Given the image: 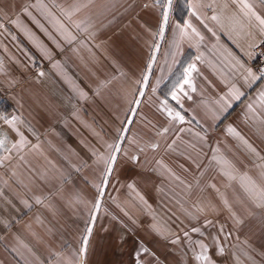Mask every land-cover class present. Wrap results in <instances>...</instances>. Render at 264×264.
I'll return each mask as SVG.
<instances>
[{"label":"crops","instance_id":"1","mask_svg":"<svg viewBox=\"0 0 264 264\" xmlns=\"http://www.w3.org/2000/svg\"><path fill=\"white\" fill-rule=\"evenodd\" d=\"M85 2L0 0V117H17L16 127L28 141L19 152L0 150V155L11 156L0 166V264H65L66 258H76L105 172L101 157L111 154L107 151L110 135L115 133L122 113L133 105L139 85L143 92L139 93V113L128 128L130 134L137 132L142 143L140 158L144 146L153 141L151 145H157L158 151L164 150V158L181 160L177 159L181 153H198L197 145L222 141L207 138L221 133L234 137L226 131L229 125L264 150V136L246 116V106L264 91V79L245 80L246 69L259 77L252 66L253 48L264 35L254 28L242 30L230 24L227 17L239 15L231 0L221 17L223 28L211 17L221 14L224 0H202L212 8L199 7L196 15L187 7L191 0H181L183 6L171 7L166 23L162 8L141 2L140 7L130 9L131 18L121 28L123 33L116 37L113 32L108 40L101 34L100 0L75 12L71 20L64 15ZM253 2L264 15L261 0ZM185 21L203 40L188 29L190 35L180 41L174 62L177 25L183 28ZM76 24H80L79 29ZM68 32L77 37L72 43L68 42ZM118 38L124 40V63L114 57L117 47H110ZM190 64L196 65L191 76L196 91L185 85L188 95L178 92V103L170 93ZM233 84L243 96L221 111L215 102ZM105 95L120 98L119 110L111 115L109 124L100 114ZM168 109L179 112L184 121L171 119ZM135 119H140V124ZM0 138L5 139L6 147L20 139L3 119ZM225 141L232 143L229 138ZM143 170L141 174L146 173ZM36 198L42 202L36 203ZM24 200L31 206L26 207Z\"/></svg>","mask_w":264,"mask_h":264},{"label":"rangeland","instance_id":"2","mask_svg":"<svg viewBox=\"0 0 264 264\" xmlns=\"http://www.w3.org/2000/svg\"><path fill=\"white\" fill-rule=\"evenodd\" d=\"M100 1L101 34L107 35V40L109 35L119 37L123 33L121 28L131 18L130 9L135 10L141 2L154 5V0ZM182 6L181 0L172 4ZM119 39L110 47H117L114 57L124 63L127 58L124 40ZM139 88L140 85L133 96V105L122 113L115 133L110 138L107 134L109 145L119 144L120 152L114 153L117 159L106 184L102 175L100 188L104 194L95 195L89 226L92 232L90 235L86 232L88 244L80 264H202L195 260L192 250L199 253L201 241L208 246L211 264H264V207L249 200L239 185V177L244 173L264 184L259 177L262 169L258 167L264 160L226 133L207 138L221 142L197 145L198 153H181V158H177L181 160L175 162L164 158V150L153 148V141L149 140L140 158L142 143L137 132L130 134L128 128L138 112L139 104L135 101L140 100ZM102 102L100 114L109 124L111 115L119 108L120 98L105 95ZM135 120L140 124V119ZM226 138L232 143L226 142ZM252 145L264 157L263 148ZM107 151L113 153L109 147ZM131 153L138 157V162L129 158ZM219 158L230 162L237 180L224 175ZM141 170L146 173L141 174ZM224 199L228 200V206ZM97 201L99 207L95 208ZM193 228H199L200 232H193ZM176 237L180 238L179 243H172ZM145 248L147 252L142 251Z\"/></svg>","mask_w":264,"mask_h":264},{"label":"snow or ice","instance_id":"3","mask_svg":"<svg viewBox=\"0 0 264 264\" xmlns=\"http://www.w3.org/2000/svg\"><path fill=\"white\" fill-rule=\"evenodd\" d=\"M92 2H93V0H86L85 3L77 4L74 6L73 12H65L64 15L69 20H71L72 15H74L75 12L80 11L81 8L88 7V5L91 4ZM231 3L235 4L237 6L239 15H237L236 13H233L231 16L227 17L230 24H232L233 26L238 25L242 30L254 28V29H257L261 35H264V15H262L257 10L256 5L253 2V0H231ZM172 4H173V0H154V5L163 9V11L161 12V16H162L163 21L165 23L169 19L170 9L172 7ZM261 4L264 5V0H261ZM205 6L212 8V5H204L202 0H191V2L187 3V7L189 8L192 15L197 14V9L199 7H205ZM228 7H229L228 0H224V2L221 5V10H220L221 14L220 15L214 14L211 17V19L213 21H216L217 23H219L222 28L224 27V25L222 23L221 17L223 16V13L228 9ZM212 10L215 11V9H212ZM25 11H27V9H25ZM28 14L31 15V13H28ZM49 15H51V13H49ZM53 19H55V17H53ZM13 23H17V21H13ZM56 23L59 24L60 28L64 32H67V29L64 28V25L60 24L59 21H56ZM75 26L78 29L80 28V24H76ZM0 27H3V25L0 24ZM177 29L179 32V39L174 45L175 48L177 49V51L172 53L174 62H175V56L178 55V53H179L180 41L184 40L185 38H188L190 35L189 32L187 31L188 29H191L192 34H195V36L199 37L200 40H203V36H201L200 33L188 21L184 22L183 28H181L179 25H177ZM82 30L86 31L87 29H82ZM247 34L251 35L252 33H251V31H248ZM67 38H68L69 43H72L73 41H75L77 39V37L72 35L71 32L67 33ZM41 50L44 51L43 49H41ZM197 59H199V57ZM152 60L153 61L155 60L154 55L152 57ZM2 65H3V62H2V60H0V72L3 71ZM54 67H55V65H54ZM148 67L151 68L152 64L150 63L148 65ZM195 71H196V65L195 64H190L187 68L184 69L183 74L177 80L176 84L173 86V90L170 93L173 100H177V102L179 103V97L177 94L178 92L184 94L185 96L188 95V93L185 92V85H187L193 92L196 91L195 86H194L192 79H191L192 73ZM246 72H247V76L245 77L246 81L248 80V77H251L252 80H255L257 78L264 79V73H260V76L256 77L252 73L251 69H246ZM39 75L43 76L44 73L41 72V73H39ZM143 79L145 81H147L148 77L144 76ZM159 83H160V81L158 80L157 86H159ZM155 91H156V88H153V92H155ZM140 94L143 95V92H141ZM241 96H243V92H241L236 87V85L233 84L231 86L230 90L224 96H221L215 103L220 107L221 111H227V109L231 106L232 101L239 100L241 98ZM135 103L139 104V101H135ZM246 108H247V113H246L247 118L252 122L253 126L256 128L257 133L261 136H264V91H261L258 94V97L254 99V102H250L246 106ZM167 112H168V115L171 119L179 121L181 123L184 121V116L181 115L179 112L173 113L172 110H170V109H168ZM213 115L218 118L217 113L213 112ZM0 119H3L5 123L9 124L17 132V135L20 137L19 141L11 144V147H6L5 139L0 138V150H2L5 153H11L13 150H16L17 152L21 151L27 145L28 141L23 136V133L19 132V129L16 127V124L18 122V118L13 117V118L9 119L8 117L4 116V117H0ZM167 131H168V129H166V128L163 129L164 133H166ZM226 131L229 135H232V136L238 138L246 146L247 150L250 153L255 154L261 160H264V157H260V154L257 152L256 148L253 147V145L251 143H249V141L247 139H245L237 131V129H235L233 126L229 125ZM173 143H175V142H173ZM33 147H38V145L33 146ZM108 147L113 150V153L109 154L106 158L101 157L102 159H104V163L106 166L105 167V173H104L105 179L103 181V183H105V184L107 183V176L110 175L111 172L113 171L112 165L117 159V156L114 153L120 152V145L119 144L108 145ZM152 147L155 148V147H157V145L154 144V145H152ZM169 147H171V145H169ZM9 159H11L10 155H0V166H3L4 162L6 160H9ZM21 159H23V157H21ZM132 159L136 160L138 162V157H132ZM218 163H220L224 166V168H225L224 175L229 180H237V176L234 174L235 170L229 161H227L223 158H219ZM258 167H260L262 169V171L259 174L260 180L264 181V164L259 165ZM13 175H15V174H13ZM176 179L179 180V177H176ZM5 183H7V182L5 181ZM181 183H183V181H181ZM239 185L249 200H251L257 207H264V184L259 183L256 179L249 176L247 173H244L239 177ZM188 187L190 188L191 186L189 185ZM213 187H215V186L213 185ZM97 190H98L100 196H103L104 192L100 188V186H97ZM141 200L143 201V197H141ZM41 202L42 201L40 200V198H36V203L39 204ZM223 202L226 206H228V200L227 199H224ZM22 203H24V205L26 207L31 206L28 204L27 200L22 201ZM94 207L95 208L99 207V201H97V204L94 205ZM200 211H203V209L201 208ZM93 219H95V217H93ZM236 222L240 223L239 220H237ZM206 224H211V221H206ZM192 231L193 232H200V229L199 228H193ZM220 231L223 232L222 227H221ZM86 232L90 235L92 232V228L88 227L86 229ZM228 235H230V234H228ZM184 236L187 238L188 233L185 232ZM225 238H227V236ZM179 239H180L179 237H176L172 241V243H179ZM213 239H214V241H218L219 238L214 237ZM189 243H191L190 239H189ZM82 244H83V246L80 248L79 253L76 254V258L75 259L66 258L65 264H80L79 257L86 252V248H87V244H88V236L83 237ZM198 246L200 249L199 253H195V249L194 248L192 249L194 254H195V260L201 261L202 264H211V261L209 259L208 254H207L208 253V246L206 244H204L202 241L198 242ZM25 247H27V245H25ZM142 251L147 252L148 250L145 248V249H142ZM220 252L221 253L223 252V248H220Z\"/></svg>","mask_w":264,"mask_h":264},{"label":"built area","instance_id":"4","mask_svg":"<svg viewBox=\"0 0 264 264\" xmlns=\"http://www.w3.org/2000/svg\"><path fill=\"white\" fill-rule=\"evenodd\" d=\"M253 50L254 58L252 66L260 76V73H264V37L255 44Z\"/></svg>","mask_w":264,"mask_h":264}]
</instances>
